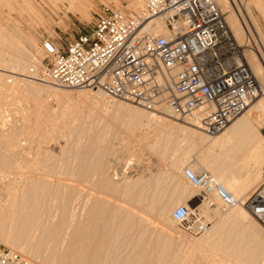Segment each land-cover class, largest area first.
Instances as JSON below:
<instances>
[{
    "label": "bare ground",
    "instance_id": "6f19581e",
    "mask_svg": "<svg viewBox=\"0 0 264 264\" xmlns=\"http://www.w3.org/2000/svg\"><path fill=\"white\" fill-rule=\"evenodd\" d=\"M67 1L71 8L79 3ZM217 1L243 46L261 92L223 132L213 136L193 122L110 100L100 90H82L74 95L36 79L29 71L34 67L38 72L41 62L21 43L10 52L3 37L0 105L8 96L20 101L33 92L54 96L62 106L57 115L40 109L33 119L23 114L22 119L28 121L25 126L20 123L21 116H10L8 109L0 107L1 242L28 254L36 251L38 258L44 255L47 264H196L198 260L205 264H264V227L242 205L224 207L216 195L202 199L198 188L183 174L185 163L195 154L196 163L190 162L187 167L196 172L210 171L240 201L264 176V34L253 10L264 19V0ZM136 4L140 7L136 9L143 8L140 0L130 6ZM254 31L263 43L259 52L254 51ZM152 32L164 34L166 26L157 21ZM15 70L29 72V79H24L26 85L6 84L8 74L4 72ZM86 98L101 104L102 112L115 119L121 116L118 120L126 133L137 131L139 140L120 139V151L124 153L115 158L106 139V127L71 128L82 115V99ZM47 118L51 122L47 123ZM85 132L94 140L82 146L78 137ZM165 134L174 139L163 140ZM180 140L187 141V146L180 145ZM84 147L89 154L102 148L96 154L95 168H89V154L80 157ZM154 152L168 168L160 158L155 164L158 169L132 176L111 164L120 160L127 165L139 162L146 153L153 160ZM245 168L250 171L243 176L237 173ZM180 202L191 211L198 207L207 223L206 231H197L193 215L186 225L172 218ZM170 226L176 227L178 236ZM215 249L221 250L219 257Z\"/></svg>",
    "mask_w": 264,
    "mask_h": 264
},
{
    "label": "built area",
    "instance_id": "2783aa9c",
    "mask_svg": "<svg viewBox=\"0 0 264 264\" xmlns=\"http://www.w3.org/2000/svg\"><path fill=\"white\" fill-rule=\"evenodd\" d=\"M142 9L103 5L85 31L60 45L47 38L49 59L36 79L62 88L100 90L114 99L193 122L208 135L223 132L261 92L217 0H140ZM157 21L166 33L155 34ZM184 177L207 200L242 205L264 227V179L244 200L210 171L186 167ZM206 221L198 207L180 204L172 218ZM0 264H39L0 245Z\"/></svg>",
    "mask_w": 264,
    "mask_h": 264
},
{
    "label": "rangeland",
    "instance_id": "374dc122",
    "mask_svg": "<svg viewBox=\"0 0 264 264\" xmlns=\"http://www.w3.org/2000/svg\"><path fill=\"white\" fill-rule=\"evenodd\" d=\"M134 1L136 0H79V3H76L75 7L71 8L67 0H0V41L1 43H3L2 39L3 37H6L5 39L8 43L6 44V46L10 50V52H14L17 49L16 44L21 43L27 50L30 51L31 55L34 58H37L41 62V65H45L49 59V52L44 46V41L47 38H50L57 45H60L61 43H64L65 41L71 38H75L78 32L85 31V29L92 24L94 20L95 12H97L103 5H109L113 7H121L123 5H127L128 8H140L137 4L135 7L130 6V3ZM233 9H236L235 5H233ZM253 10H254V15L258 20L259 26L261 27L264 34V19L255 8H253ZM253 33H254L253 45H255L254 51L259 52L258 49H261L260 46H262L263 44L262 39H260V36L258 35L257 31H254ZM33 69L35 70L36 68L33 67ZM41 70L42 68L39 69L38 71ZM3 72L4 71H2V73ZM29 72L31 73V71ZM29 72L20 71V70H15L14 73L4 72L8 74L7 78L5 79V82L7 85L10 86L15 85L16 82L22 85H26L27 82H25L24 79H29L27 77L29 75ZM31 76H33V74ZM6 88L9 89V86ZM82 90L88 91L89 89L65 88V91H67V93H73V94L74 92L76 93L77 91H82ZM92 91H96V90H92ZM106 97L109 98V96ZM109 99L111 100L112 97H110ZM88 100H89L88 98L82 99L84 105L82 109L83 111L82 115L81 116L79 115L78 116L79 118H77L75 124L71 125L70 127L77 128V130L88 128L89 126L90 127L92 126L91 128L93 129L95 128L103 129L106 127L108 130L106 134V139L107 142L110 144L109 146L110 151H112L114 153L113 156L117 158V156L124 153L120 151V145H119L120 139L130 138L133 139L134 141H137L139 140L140 135L137 131L126 133V128L124 124H122V122H119L118 120L121 118V116L115 119L116 117L111 116L108 113L106 114L104 111L102 112L103 106L101 104L99 105L97 103H92V100L90 101ZM1 102L2 104L0 105V107L4 109H8L10 111V116L12 114L21 116L20 123L24 124V126L25 124H28V121L22 119L23 114L31 115L30 117L33 119L35 118V112H37L36 110L40 109L42 111H46V110L50 112L54 111V113L57 115L60 111V107L62 106L61 100H57V98L54 96H49L46 94H43L42 96L41 95L37 96L33 92L29 98L22 99L20 101L15 100L12 96H8ZM165 115L167 117H170L167 114ZM42 117H44V114H42ZM46 122L49 123L51 122V120L48 119ZM156 136L157 135H155V137L153 136V139L155 138L156 140L157 138ZM171 137L173 136L169 134H165L162 136V139L165 141L168 140L169 138L174 139ZM65 139L66 138H62V140L64 141ZM78 139H79V144L82 146L84 144L89 145L93 143L94 140V138L90 137L89 133L87 132L79 134ZM170 139L168 141H170ZM180 141H181L180 145H182L183 147L187 146V141L185 140H180ZM173 146L170 145V148L171 147L173 148ZM132 147H135V144H133ZM85 149L86 148L84 147L82 150L84 153L80 157H82L86 153L89 154V152H87ZM101 151L102 148H99L98 150L94 149L92 152H90L89 160L91 164L89 168H95L96 154L101 153ZM152 154H153L152 155L153 160L151 159L150 155L146 153L145 155H143L145 158V159L143 158L144 160L139 162L132 161L134 162V165L131 164L132 162L127 165L126 162L123 160H120L121 162L114 161L111 164L114 163L113 165L116 166L115 169H117L120 172L128 173L129 175L132 176L137 175L138 174L137 172L144 175L149 173L150 170H155L157 168V166L155 165L158 162L157 160L162 159L159 153L154 152ZM162 160L163 161H161V164L165 167V169L168 168L167 162L164 159ZM153 161L155 162L154 164ZM190 162L192 164L196 163L195 154L194 156L188 158L184 167L186 168ZM263 169L264 168H262V170ZM202 170L199 169V171ZM248 171H250V168L238 170L237 173L243 176ZM263 178L264 176L258 181L257 185L255 186V189L263 181ZM255 189H253L252 191H254ZM173 198H176V195H174ZM180 204L183 203L180 202L178 205ZM194 222H196V219H194ZM170 228L171 230L173 229L172 233L178 236L176 227L170 226ZM206 229H207V223H206ZM206 229L201 232L206 231ZM197 231L200 230L197 229ZM0 245L9 246L1 241H0ZM215 250L219 257V254H221V250L220 249H215ZM23 252L24 251H22L21 253ZM35 252L31 250L30 254H28L29 252L28 253L24 252L23 254L26 255L28 258L33 259L39 264H47L46 262L43 261L44 255L43 256L41 255L38 258L40 254L38 255V252L36 253ZM40 258L42 260H39ZM196 264H205V262L203 260H198Z\"/></svg>",
    "mask_w": 264,
    "mask_h": 264
}]
</instances>
